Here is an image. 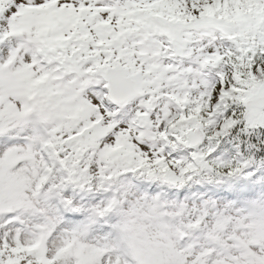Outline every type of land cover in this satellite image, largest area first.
<instances>
[{
    "label": "snow or ice",
    "instance_id": "1",
    "mask_svg": "<svg viewBox=\"0 0 264 264\" xmlns=\"http://www.w3.org/2000/svg\"><path fill=\"white\" fill-rule=\"evenodd\" d=\"M0 264H264V0H0Z\"/></svg>",
    "mask_w": 264,
    "mask_h": 264
}]
</instances>
